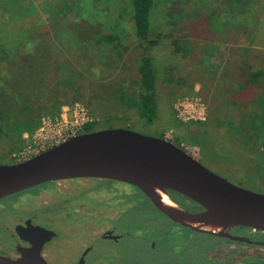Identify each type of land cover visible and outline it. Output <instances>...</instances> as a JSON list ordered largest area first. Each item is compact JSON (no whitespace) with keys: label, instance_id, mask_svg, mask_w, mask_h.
I'll use <instances>...</instances> for the list:
<instances>
[{"label":"rangeland","instance_id":"obj_1","mask_svg":"<svg viewBox=\"0 0 264 264\" xmlns=\"http://www.w3.org/2000/svg\"><path fill=\"white\" fill-rule=\"evenodd\" d=\"M239 2L240 0H174L170 3V0H161L156 35H160L159 38L165 41L185 38L187 43L192 41L195 46L199 45V47L193 49L192 56L186 60L184 57L180 59L181 55L173 56L170 45L165 41L156 51L158 58L164 66H168V69L162 72L160 81L156 85L158 118L149 123L146 119L140 118L135 109L130 110L129 108L127 112L121 111L125 103L121 105L117 99L122 91L128 95H134L138 91L140 79L135 65L140 53L139 47L131 35L128 42L125 37L126 33L132 34L133 28L129 0H94L93 4L87 7L86 15H81L86 20L83 23L85 26L100 29V32L104 33L119 31L125 43L130 45L122 63L114 65L107 57L108 47L104 48L103 45L93 42L92 47L88 45L87 50H82V47L80 53L76 50L75 57L79 58V62L75 58L73 61L76 62L77 68L82 71L83 75L77 74L74 83L70 84L58 79L57 72L51 68L55 65L53 64L54 59H49L46 70L38 71L37 78L41 79L40 87L29 94V106L37 110L33 114H36L35 121L39 120V126L33 132H25L21 136L18 133L12 134L14 141L21 143L20 150L15 154H9L8 158L2 159L1 155L0 164H10L8 162L10 158H16L14 161L30 158L75 134L81 130L80 127L84 122L92 120L100 122L95 130L128 129L155 138L161 137V133L165 130L166 139L176 142L180 138V144L183 143L186 146H191L192 141L200 138L207 147H210L204 151L198 146H191L188 149L202 164L234 184L242 183L247 189L264 193V148H258L259 145L256 144L259 143L257 139L259 135L264 137V77L259 87L243 82L244 85H241V74L228 71L229 69L235 71L239 60H249L255 69L259 67L264 69V6L255 9L258 16L256 20L259 24H255V20L252 19L253 15L246 17L247 26L251 32L240 35L234 43L232 41L220 44L222 35H213L214 25L208 26L205 20V16H208L213 24L216 23L219 32L221 22H226L227 19L233 27L236 22L237 27L240 26L241 16L237 13L236 17V9H234L236 5L239 6ZM260 2L264 4V0ZM34 3L37 7L35 17L27 23L29 26L33 24L37 28L40 27L41 32L45 28L44 25L50 24L51 20L56 17L55 14L62 16L65 9L63 0H47L40 4L34 1ZM228 11H232L231 16ZM65 17H63L65 22L71 18L67 14ZM5 20L8 21L7 18ZM118 20L121 26L118 25ZM59 47L64 50L60 45ZM208 47H211L208 50L213 51L212 59L215 58V63L202 60L206 53L204 49ZM83 52H86V57L82 59ZM197 57L198 59L201 57V61ZM191 63L195 71H186V67ZM172 69L173 71H170ZM196 82H201V85L191 88V84ZM183 91L187 93L180 95ZM185 97L193 105L196 99H201L206 106L207 113H209L208 108L211 107L213 117L210 120L209 116L206 117L204 122L208 120L209 122L205 126L198 125L195 121L180 125L175 122L172 110H175L177 99ZM256 98L258 115L263 117L255 123V126L263 127V130L259 129L260 134L258 135L246 132V124L249 122H241L236 113H228L226 108L231 102L247 105ZM217 117L225 123L232 120L231 129L225 123L223 126L222 124L218 127L213 126ZM236 122L241 124L239 123L238 126ZM200 133L202 134L199 136ZM223 135L227 137L224 138ZM231 135L244 141L233 146L230 141L226 140ZM250 136L251 142H247V137ZM2 137H0V142L4 143ZM9 143H13L11 139ZM260 160L261 173L258 172ZM91 184H97L96 195L99 198L112 197L111 201L117 202L118 199L122 201L121 196H129L128 204L133 207L130 213L131 221L133 218L137 221V226L131 225L130 227L137 228L140 223L139 227H155L159 231L161 229L160 237L164 239L162 243L166 246L172 245L171 248L178 250V260L184 259V249L191 252L198 245L212 242L207 238L189 237L187 232L178 228H173L166 234L164 230L169 227L166 221L144 204L145 199L137 189L119 187L115 184L111 187V185L100 184L92 180H82L79 183L73 181L70 184L61 182L60 187L70 186L71 191H74L78 190V188H72L75 185H79V189H82ZM44 187L48 188L52 185L47 184ZM80 196L82 201L102 205L88 199L87 194L83 193ZM66 197H68L67 194ZM97 207L98 211L108 209L107 206Z\"/></svg>","mask_w":264,"mask_h":264},{"label":"trees","instance_id":"obj_2","mask_svg":"<svg viewBox=\"0 0 264 264\" xmlns=\"http://www.w3.org/2000/svg\"><path fill=\"white\" fill-rule=\"evenodd\" d=\"M34 1L37 2L36 4L47 2V0H0V84H2L0 86V103L5 102L0 104V137L3 136L2 139L4 140V143L0 142V153H2L0 157L2 155V159L8 158L9 154H15V152L20 150L21 143L14 141L12 134L18 133L21 136L25 132H33L39 126V120L35 121L36 114H33L37 110L29 106V94H31L32 90L35 91L40 87L41 79L37 78L38 71L46 70V64L49 59H54L53 64L55 65L51 68H54V71L57 72L56 76H58V79L60 78L66 83L73 84L77 74L83 75L82 71L77 68L76 62L73 61V58H75L79 62V58L76 59L75 55L77 51L80 53L81 47L82 50H87L88 45L91 48L93 42L103 45L104 48L108 47L107 57L114 65H117L120 62L122 63L125 53L129 49L128 46H130L119 35V31L104 33L100 32V29L84 25L83 21L86 20L81 15H86L87 7L91 6L94 0H63L65 9L62 12V16L55 14L56 17L51 20L50 24L45 23L46 25H44L45 28L42 32L40 27L37 28L33 24L29 26L27 23L35 17L37 7ZM172 1L174 0H170V3ZM129 3L131 5L130 18L133 28L132 34L126 33L125 37L126 42H128V38L131 35L133 41L139 47L140 53L135 65L140 79L138 91L134 95H128L122 91L117 96V99L121 102V105L125 103L121 111L124 112L125 110L127 112L129 108L130 110L135 109L140 118L152 123L158 118L156 85L160 81L162 72L168 69V66L162 64L163 62L158 58L156 51L163 43L167 42L171 47L173 56L181 55L180 59L184 57L186 60L192 56L193 49H196L199 45L195 46L192 41L187 43L185 38H174L165 41L159 38L160 35H156L155 30L160 18L158 11L161 0H129ZM239 3V6L236 5L234 8L236 9V17L237 13L241 16L240 26L238 27L237 22L235 27H233L227 19L226 22H221L219 32L217 31L216 23L214 22L213 24L211 19L204 15L208 26L211 25L212 27L214 25L213 35H222L220 44L232 41L234 43L240 38V35L243 36L242 34L246 35L251 32V29L247 26L246 17H252L253 15L252 19L255 20V24H259L256 20L258 16L255 9L264 6L263 2H260V0H240ZM228 12L231 16L232 11ZM66 14L71 17L67 22L63 20ZM119 22L118 20L117 23L121 26L122 24ZM209 48L211 47L204 49L206 53L203 55L202 60L215 63V58L212 59L213 51L208 50ZM85 55L86 52L81 54L82 59L86 57ZM198 60L201 61V57ZM236 64L237 69L235 71L234 69H229L228 71L241 74V85L246 83L247 85L253 84L259 87L260 81L264 77V69L260 67L255 69L249 60H239ZM170 71H173V69ZM186 71H195L192 63L186 67ZM193 85L192 83L191 88ZM185 93L187 91L181 92L180 95ZM256 100L257 98L247 105L231 102L226 107L228 113H236L237 118H240L241 122L248 121L246 132H251L254 135L260 134L259 129L263 130V127L255 126L258 119L263 118L258 115ZM208 109L207 117L209 116L210 120L213 115L211 107ZM49 110L52 112L51 109ZM172 116L178 125L187 124L177 118L175 110L172 112ZM209 120L205 122L196 121L195 123L205 126ZM221 120L217 117L213 126L218 127L221 124L223 126L225 122ZM236 121L238 120L236 119ZM239 123L236 122L238 126L241 124ZM99 124L100 122H87L79 134L94 131ZM225 124L231 129L233 122L231 120ZM164 131L161 133V137H164ZM226 135H223V137L226 138ZM10 139L13 143H9ZM257 139L259 142L256 143L259 145L258 148L263 149L264 137L259 135ZM226 140L230 141L233 146L244 141L232 135ZM261 140L263 141L261 142ZM246 141L251 142V136L247 137ZM175 144L180 147V138L176 140ZM191 144L198 146L202 151L210 147H207L200 138L192 141ZM12 160V162H15V159L12 158ZM260 164L261 160L258 165V172L261 173ZM240 185L243 186L242 183ZM170 192L176 195L179 201L180 199H187L177 192L171 190ZM178 203L181 206H186L182 201Z\"/></svg>","mask_w":264,"mask_h":264},{"label":"flooded vegetation","instance_id":"obj_3","mask_svg":"<svg viewBox=\"0 0 264 264\" xmlns=\"http://www.w3.org/2000/svg\"><path fill=\"white\" fill-rule=\"evenodd\" d=\"M82 180L137 189L122 182L85 178L48 182L1 199L0 264H264V231L234 226L224 235L200 233L170 220L137 189L144 204L166 221V234L178 228L189 237L212 240L191 252L184 249V259L178 260V250L162 243L161 229L139 227L140 223L130 227L137 226V221H131L129 196L112 202V197H97V184L82 189L75 185L77 193H71L70 186L60 187L61 182ZM47 184L52 187H44ZM83 193L102 205L82 201ZM169 194L187 210H202L188 199L179 201ZM97 206L108 209L98 211Z\"/></svg>","mask_w":264,"mask_h":264},{"label":"water","instance_id":"obj_4","mask_svg":"<svg viewBox=\"0 0 264 264\" xmlns=\"http://www.w3.org/2000/svg\"><path fill=\"white\" fill-rule=\"evenodd\" d=\"M85 178L132 185L170 220L200 233L224 235L234 226L264 231V193L230 182L165 137L128 129L81 133L25 161L0 164V200L48 182ZM170 190L202 210L185 209ZM161 194L176 208H167Z\"/></svg>","mask_w":264,"mask_h":264},{"label":"built area","instance_id":"obj_5","mask_svg":"<svg viewBox=\"0 0 264 264\" xmlns=\"http://www.w3.org/2000/svg\"><path fill=\"white\" fill-rule=\"evenodd\" d=\"M175 111H176V115H177V118L181 121V122H183V123H189V122H193V121H204L205 119H206V117H207V109H206V106H205V104L202 102V100L201 99H196V101H195V104L193 105L192 103H190L189 102V100H188V98H182V99H177V102H176V104H175ZM87 122H93L92 120H88V121H86V122H84L82 125H81V127H80V129L82 130V128H83V126H84V124L85 123H87ZM81 130H79L78 132H76L75 134H73V135H71V136H69V137H67L66 139H64L63 141H65V140H67V139H69V138H71V137H73V136H75V135H78L79 134V132L81 131ZM164 137H166V135L164 136ZM167 138V137H166ZM63 141H61V142H63ZM171 141V140H170ZM61 142H59V143H61ZM59 143H57V144H59ZM173 143H175V142H173ZM57 144H55V145H57ZM177 144V143H176ZM55 145H53V146H55ZM53 146H51V147H53ZM191 146H195V147H197L196 145H192L191 144ZM191 146H186L185 144H183V143H181L180 144V147L182 148V149H184L187 153H189L191 156H193V157H195L196 158V156H195V154H193V153H191L190 151H189V149H188V147H191ZM51 147H49V148H51ZM48 148V149H49ZM47 150V149H46ZM43 151H45V150H43ZM42 151V152H43ZM41 153V152H40ZM38 154V153H37ZM36 155V154H35ZM14 156H19V155H14ZM34 156V155H33ZM32 156V157H33ZM15 158V157H14ZM30 158H31V156H30ZM16 159V158H15ZM27 159H29V158H25V159H23V160H17V161H15V162H20V161H25V160H27ZM196 159H198V158H196ZM199 160V159H198Z\"/></svg>","mask_w":264,"mask_h":264},{"label":"bare ground","instance_id":"obj_6","mask_svg":"<svg viewBox=\"0 0 264 264\" xmlns=\"http://www.w3.org/2000/svg\"><path fill=\"white\" fill-rule=\"evenodd\" d=\"M161 197H162V201H163V204L167 207V208H170V209H175L176 206L175 204L173 203V201H171V199L165 195V194H161ZM205 229H209V230H213L211 227L209 226H205Z\"/></svg>","mask_w":264,"mask_h":264},{"label":"crops","instance_id":"obj_7","mask_svg":"<svg viewBox=\"0 0 264 264\" xmlns=\"http://www.w3.org/2000/svg\"><path fill=\"white\" fill-rule=\"evenodd\" d=\"M195 85H201V82H196L194 85H193V87H195ZM192 87V88H193ZM172 112H173V110H172Z\"/></svg>","mask_w":264,"mask_h":264}]
</instances>
